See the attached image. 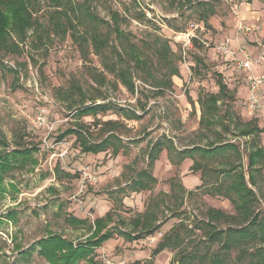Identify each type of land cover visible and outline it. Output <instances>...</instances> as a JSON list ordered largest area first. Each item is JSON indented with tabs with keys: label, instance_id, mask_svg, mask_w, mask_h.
<instances>
[{
	"label": "rangeland",
	"instance_id": "obj_1",
	"mask_svg": "<svg viewBox=\"0 0 264 264\" xmlns=\"http://www.w3.org/2000/svg\"><path fill=\"white\" fill-rule=\"evenodd\" d=\"M90 1L94 11L105 20H110L113 11L125 18L121 28L127 38L152 59V76L134 67L130 61L134 92L109 74H106L105 84L100 86L93 79V73L101 70L99 57L89 47L83 60L78 41H74L69 30L65 38L51 30L48 15L52 7L48 1L37 0L34 15L41 23V29L37 32L28 29L26 41L19 43L22 45L20 53H0V155L11 154L17 148H37L28 157H17L19 162H10L4 170L0 166V264H49L39 254L38 240L56 234L74 246L78 245L91 236L93 226L92 229L89 226L93 219H103L109 211L112 212L107 220L110 229L132 232L133 218L147 206L156 208L159 221H163L158 231L140 239H127L115 234L96 248L93 262L87 256L75 264H176L179 251H190L202 239L204 229L195 225L201 219L207 220L208 207L219 208L229 214L236 211L228 199L205 192V187L200 185L201 170L191 169V158L184 155L183 160L175 163L178 160L176 155L173 161L162 149L149 165L151 145L162 137L170 138L180 150L204 146L208 141L234 142L239 147L241 159H231L239 162L246 171V178L249 150L255 144L264 146V93L260 96L258 110L249 113L245 106L246 80L241 72L234 69V64L230 60L223 61L227 57L204 47L198 39L192 47L185 48L184 54L183 41L178 35L188 31L193 23L198 26L194 33L212 44L225 37L245 38L255 35V32L259 36L258 27L264 29L262 16L258 17L256 25L247 22V13L253 8L246 1ZM203 1L213 3L216 8V14L206 22L200 18L203 6L199 3ZM261 9L264 10V3ZM137 10L143 11L147 19H135ZM5 18L11 22L8 9L0 10V23ZM246 26L250 30H244ZM80 30L79 27L77 31ZM158 37L168 41L174 51L171 59H175L179 68V75L171 78L172 85L163 89L155 84V77L161 78L165 72L153 54V45ZM261 42L264 44V39ZM114 44L120 48L118 41ZM236 44L235 47L246 49L239 41ZM199 58L201 61L196 63ZM218 73L230 95L218 102L221 122L199 124L197 96L218 91ZM71 82L87 92L82 106L105 104L109 109L97 115L81 116L74 108L69 109L60 95L70 88ZM93 96L99 97L92 99ZM119 108L133 111L140 117L129 119ZM107 120L119 123L114 134L120 138L122 146L115 155L111 148L98 154L80 152L74 135L56 140L62 131L81 124L88 130L85 136L89 135V140L100 141L109 131L99 122ZM253 120L263 129L259 140L253 135L239 133L240 128ZM195 158L208 165L206 179L211 175L209 170L224 161L223 157L213 159L195 155ZM56 164L73 177L68 178L63 173L57 175ZM254 168L257 171L253 172L256 185L251 186L256 195L253 209L264 220L263 161H258ZM142 169H149L156 182L149 189L133 192L127 186ZM189 190L192 192L187 193ZM68 216L82 218L86 222L73 223L67 221ZM181 223L190 231L179 227L182 236L179 247L153 255L152 251L162 235L173 225ZM226 224L222 222L219 226ZM237 253V250L231 251L232 261ZM237 261V264H247L248 257Z\"/></svg>",
	"mask_w": 264,
	"mask_h": 264
},
{
	"label": "trees",
	"instance_id": "obj_2",
	"mask_svg": "<svg viewBox=\"0 0 264 264\" xmlns=\"http://www.w3.org/2000/svg\"><path fill=\"white\" fill-rule=\"evenodd\" d=\"M47 1L48 5L52 7L48 15L51 30L60 35L61 38H65L69 30V34L74 41H78L83 60L87 57L89 47L91 52L99 57L101 70H96L93 73V79L97 84L100 86L104 85L106 74H109L125 86L127 90L134 92L135 82L130 61L133 62L134 67H138L144 70L146 74L152 76V59L150 60V57L144 55L136 44L127 38V34L121 28V22L125 18L119 12L113 11L110 20H105L94 11L90 0H82V2L75 0ZM243 1L250 2L252 0ZM36 3L37 0H0V10L8 9L11 11V22L5 18L0 23V53H20L22 45L20 46L19 43L23 44L26 41L28 29H32L33 32L41 29V23L34 15L37 11L34 7ZM199 4L203 6L200 14L202 22H206L210 16L216 14V8L213 3L203 1ZM134 18L139 21L147 19L145 13L141 10H137ZM79 27L81 30L77 31ZM114 41H118L119 49L114 44ZM196 41L197 39H193V43ZM32 44L35 45L34 42ZM84 45L87 48L85 47L84 49ZM153 46V54L157 59V63H160L165 68L164 75L161 78L155 77V84L159 89L170 87L172 85V76L179 75V68L175 63V59H171L174 51L168 41L160 37L157 38ZM198 61H201V59L195 60L196 63ZM216 82L218 85L216 93L204 92L199 93L197 96L196 102L200 110L199 124L211 125L215 122H221L218 116V102L230 95H228L227 85L223 82L219 73L217 74ZM82 89L80 85L71 82L70 88L63 91L60 99L67 103L69 109L74 108L78 111L80 116L85 114L97 115L109 109V106L105 104L94 105L91 103L90 105L82 106L87 94L86 90ZM98 97L93 96L91 98L95 99ZM76 104L79 105L77 106ZM191 105L194 107L193 101H191ZM119 110L123 111V115L129 119H138L140 117L133 111H127L124 108H119ZM99 123L102 126H107L106 129L109 131V134H106L100 141L89 140V135L85 136L88 130L81 124L62 131L57 135L56 140L60 141L67 135H74L80 152L98 154L111 148V153L117 154L122 146L120 138L114 134L119 123L116 120H107ZM262 131L263 129L258 126L256 120L239 129L241 135H253L257 140H259V135ZM162 149L167 151L172 160L173 156L176 155L178 160L175 163L180 162L185 157L191 158L193 161L191 169L193 171L201 170L200 185L205 187V192L228 199L236 211L235 214H229L219 208L208 207L206 209L207 220L201 219L195 225L197 228L199 225L203 227L204 235L202 239L194 244L190 251H179V256L176 257L175 261L176 264H237V260L240 261L246 256L248 257L247 264H264V220L254 212L253 202L256 200V195L251 187L256 185L253 172L257 171V169L254 166L260 160L264 163V146L255 144V147L249 150L247 155V178L246 171L239 162L236 163L231 159V157L241 159L239 147L234 142L208 141L204 146L195 145L180 150L176 148L170 138L162 137L157 139L148 151L149 165L153 164ZM34 150H37V148H17L13 149L11 154L0 155L2 170L10 162L15 164L19 162V157L30 156ZM195 155L213 159L223 157L224 161L219 163L218 167L211 168L212 170H209V172H211L212 176L209 174V179H206L205 169L208 165L196 160ZM33 162L36 161L33 160ZM54 169L57 175L63 173L62 175H66L68 178L73 177V174L59 168L58 164L55 165ZM131 180L127 187L133 192L149 189L156 182V178L149 169L140 170ZM181 187L184 189L182 185ZM191 192L190 190L187 191V193ZM154 207H156V204H154ZM111 215L112 212L109 211L103 219L94 218L89 226L90 229L93 226L91 236L75 246L70 241H67L66 238L56 234L41 238L36 242L39 254L44 256L49 264H75L76 261L87 256H90L88 259L93 262L96 248L100 247L107 238L115 234H121L127 239H140L158 231L163 223V221H159L157 209L150 206H147L143 212L133 218L132 232L110 229V226L107 225V220L111 218ZM173 215L177 216V214ZM9 217H11L10 214ZM67 221L73 223L86 222L85 219L75 216H68ZM222 222L227 224L220 227L219 223ZM180 226L184 227L186 231H190L182 223L173 225L169 231L162 235L158 245L152 251L153 255L166 249L174 250L179 247L182 241ZM32 247L34 248V246ZM232 250H237L238 252L234 261L230 258ZM230 260L231 262L228 263ZM170 264L174 263L171 262Z\"/></svg>",
	"mask_w": 264,
	"mask_h": 264
},
{
	"label": "built area",
	"instance_id": "obj_3",
	"mask_svg": "<svg viewBox=\"0 0 264 264\" xmlns=\"http://www.w3.org/2000/svg\"><path fill=\"white\" fill-rule=\"evenodd\" d=\"M197 25L193 23L190 25L188 31L179 32L182 38L183 53L186 49L192 47L193 39H198L204 47L212 48L222 57H228L230 62L234 64V69L241 72L246 80L247 93L245 97V106L249 113H254L259 108L260 102V88H264V53L260 52L256 56H250L246 49H240L231 44V37H225L213 44L201 38L194 29ZM203 28V26H199ZM244 30H250V27H244ZM41 119V117H38Z\"/></svg>",
	"mask_w": 264,
	"mask_h": 264
},
{
	"label": "crops",
	"instance_id": "obj_4",
	"mask_svg": "<svg viewBox=\"0 0 264 264\" xmlns=\"http://www.w3.org/2000/svg\"><path fill=\"white\" fill-rule=\"evenodd\" d=\"M250 2H246V4L250 5L251 8H253V10L249 11L247 13V20L246 21L251 23L252 26L256 25L257 19H259L258 17H260V15H261L262 16V23L264 25V10L261 9V5H262V3H264V0H252ZM263 28H264V26H263ZM231 31L233 33L234 29H232ZM258 33H259V36H256L257 33L255 32V35H250V36L245 37V38L240 36L236 39H232L231 44L234 46L236 44V41H239L241 44H243L245 46L248 54L250 56H253V57L256 56L260 52L264 53V44H262V42H261L262 39H264V29H260V27H258ZM245 39H247V41L249 43L246 42ZM210 49H212V48H210ZM228 60H229V58L227 57V59H224L223 61H228ZM244 87H245L246 93H247V86L244 85ZM263 93H264V88H260V90H259L260 96Z\"/></svg>",
	"mask_w": 264,
	"mask_h": 264
}]
</instances>
